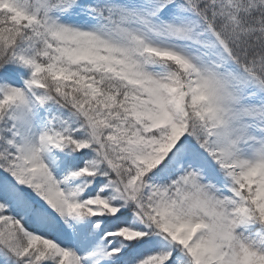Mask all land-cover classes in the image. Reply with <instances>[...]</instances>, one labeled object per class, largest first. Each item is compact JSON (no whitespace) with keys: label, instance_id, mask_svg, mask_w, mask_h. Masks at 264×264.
Instances as JSON below:
<instances>
[{"label":"snow or ice","instance_id":"1","mask_svg":"<svg viewBox=\"0 0 264 264\" xmlns=\"http://www.w3.org/2000/svg\"><path fill=\"white\" fill-rule=\"evenodd\" d=\"M0 264H264V0H0Z\"/></svg>","mask_w":264,"mask_h":264}]
</instances>
